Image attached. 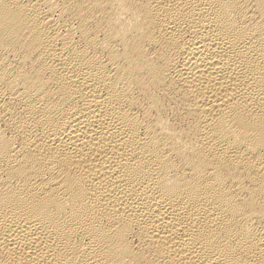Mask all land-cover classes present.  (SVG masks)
Returning <instances> with one entry per match:
<instances>
[{"label": "bare ground", "instance_id": "obj_1", "mask_svg": "<svg viewBox=\"0 0 264 264\" xmlns=\"http://www.w3.org/2000/svg\"><path fill=\"white\" fill-rule=\"evenodd\" d=\"M0 264H264V0H0Z\"/></svg>", "mask_w": 264, "mask_h": 264}]
</instances>
